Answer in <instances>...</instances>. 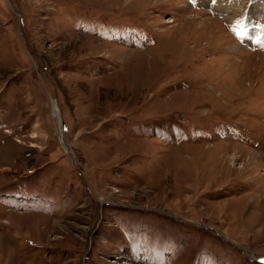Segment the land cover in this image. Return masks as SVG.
<instances>
[{"label":"rangeland","instance_id":"1","mask_svg":"<svg viewBox=\"0 0 264 264\" xmlns=\"http://www.w3.org/2000/svg\"><path fill=\"white\" fill-rule=\"evenodd\" d=\"M221 1L0 0V264H264V0Z\"/></svg>","mask_w":264,"mask_h":264},{"label":"bare ground","instance_id":"2","mask_svg":"<svg viewBox=\"0 0 264 264\" xmlns=\"http://www.w3.org/2000/svg\"><path fill=\"white\" fill-rule=\"evenodd\" d=\"M211 1V0H210ZM211 4V3H210ZM258 8H260V10L261 11H263L264 12V2H261V1H258ZM219 5V4H218ZM236 5V4H235ZM234 5V6H235ZM240 5V4H239ZM238 5V6H239ZM222 9H225V11H229L230 9H231V3H230V0H222L221 1V5H219ZM237 6V5H236ZM235 6V7H236ZM234 8V7H233ZM239 9H244L242 6L241 7H238V10ZM228 17V16H227ZM230 18H232L233 19V17H230ZM248 22V24L250 25V26H247V27H249L248 28V30H250V31H253L254 30V27H253V24H252V21H250V20H248L247 21ZM252 26V27H251ZM238 44V43H237ZM237 46V45H236ZM235 46V48H237ZM240 48V47H239ZM239 48H237V49H239ZM239 50H241V49H239ZM63 130H64V128H63Z\"/></svg>","mask_w":264,"mask_h":264},{"label":"water","instance_id":"3","mask_svg":"<svg viewBox=\"0 0 264 264\" xmlns=\"http://www.w3.org/2000/svg\"><path fill=\"white\" fill-rule=\"evenodd\" d=\"M69 147V146H68Z\"/></svg>","mask_w":264,"mask_h":264}]
</instances>
